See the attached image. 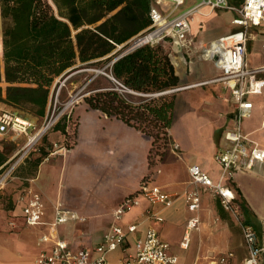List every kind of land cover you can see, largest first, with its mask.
<instances>
[{
  "label": "crops",
  "instance_id": "obj_1",
  "mask_svg": "<svg viewBox=\"0 0 264 264\" xmlns=\"http://www.w3.org/2000/svg\"><path fill=\"white\" fill-rule=\"evenodd\" d=\"M48 2L56 13L52 1ZM206 11L207 9L201 10L205 13ZM216 11H223L225 15L231 14V19L228 26L221 24L219 28L221 30L213 36H203L209 43L236 30L231 24L235 17L233 12L224 10L214 12ZM201 19L202 16L196 18V23ZM222 20L220 19V22ZM230 24L232 29L228 31ZM192 28L196 32L197 26L191 23L189 37ZM249 30L246 64L250 68L264 66V59L261 57L264 56L261 48L264 43V22L258 27H250ZM204 40L202 39L201 44L197 46L199 51L207 45ZM172 47L176 54L181 51L175 45ZM1 58L0 32V62ZM174 59L171 61L180 85L173 92L174 123L169 130L167 150L162 160L150 169L147 161L150 140L123 122L89 109L82 103L81 98L80 102L77 101L73 106L81 109L79 116H76L74 146L64 153L48 154L47 158L35 167L31 164L36 158L26 159L15 173L14 183L17 188L14 187L15 194L11 200L0 204V264L2 258L11 255L12 252L11 248H2L5 240L11 241L16 247L27 241L33 244L35 264H39L36 259L40 252H49L51 248L48 244H37L38 236L44 228L27 226L21 213V206L16 203L21 189L27 186L40 193L45 222L53 220L55 208L58 206L77 215L78 219L57 227L59 238L68 242L72 249L93 248L98 245L113 223L112 212L125 197L135 195L139 203L123 216L121 225L125 229L131 224H140L136 232L126 234L120 248L106 255V260L110 264H121L127 255L132 254L135 240L143 238L149 226L154 227L160 239L169 245L170 253L176 255L178 259L177 264H216L213 261L228 253L231 256L227 264H242L247 252L241 231L233 217L222 208L219 198L209 190L199 187L200 202L197 211L189 210L184 198L186 191L194 189L187 171L189 166H198L214 183L219 178L220 170L214 163L213 156L220 146L225 145L222 133L231 124L232 108L227 95H220L222 84L201 83L219 76L220 69L202 54L188 64L177 60L179 59L177 56ZM256 77L264 80V72ZM248 99L252 103V110L250 117L243 121L242 130L264 147V86L260 94L250 95ZM7 110L6 106L0 104V113L8 112ZM74 117L73 108L72 121ZM179 119L184 122L182 133L175 135L172 130ZM84 126L86 130H83ZM53 132L51 143L55 145L57 142H63L64 136L60 141L62 134ZM2 136L10 140L21 137ZM62 145L63 143L60 147ZM174 146H177L176 150ZM45 166L47 171L43 182H40L42 185H39L37 179L41 178ZM29 170L32 172L29 173ZM84 171H87L86 185L80 183ZM150 171H152L150 179L145 182L146 190L159 189L171 201L170 205L151 202L142 192H138L141 180ZM60 182L66 187L61 193L58 189L54 190L55 183L59 185ZM222 185L233 191L235 200L241 207L244 222L252 227L257 244L264 246V165L258 163L250 172H235L233 177L224 180ZM145 211H151L163 221L157 223L154 220L143 219L142 213ZM192 218H198L197 229L187 231L186 223ZM9 223H13V226ZM186 234L189 242L186 248H182L181 243ZM113 252H117L116 255H113L115 254ZM260 264H264V252L260 255Z\"/></svg>",
  "mask_w": 264,
  "mask_h": 264
},
{
  "label": "trees",
  "instance_id": "obj_2",
  "mask_svg": "<svg viewBox=\"0 0 264 264\" xmlns=\"http://www.w3.org/2000/svg\"><path fill=\"white\" fill-rule=\"evenodd\" d=\"M51 1L56 13L48 0H0V104L9 113L42 123L51 113L56 93L59 110L69 100L66 88L78 83V95L89 109L150 140L151 169L164 157L174 123L175 94L170 91L180 83L166 46L172 43L166 39L121 54L151 24L153 1ZM87 70L92 71L84 75ZM76 130L77 121L66 114L53 127L64 136L62 147L67 149L76 142ZM47 155L42 149L31 166ZM8 160L9 152L1 148L0 170Z\"/></svg>",
  "mask_w": 264,
  "mask_h": 264
},
{
  "label": "built area",
  "instance_id": "obj_3",
  "mask_svg": "<svg viewBox=\"0 0 264 264\" xmlns=\"http://www.w3.org/2000/svg\"><path fill=\"white\" fill-rule=\"evenodd\" d=\"M152 1L151 24L132 39V44L139 46L157 44L169 39L172 45L185 50L191 46L189 39L191 19L202 9L224 10L235 14L231 24L236 27V30L218 37L204 46L201 51L203 57L213 61L220 69L219 76L201 84H222L220 95H227L232 108L231 124L222 133L225 145L220 146L213 156V161L220 170L219 178L214 183L198 166H189L187 171L194 189L186 191L184 198L187 208L191 211H197L200 202L199 187L209 190L217 196L222 208L233 217L240 228L247 252L242 264H260V255L264 252V246L257 244L252 227L243 220L241 207L236 202L233 191L229 187L223 186L222 182L230 180L235 172H250L256 164L264 165V147L252 140L242 130L243 121L250 117L252 110V103L248 97L260 94L264 86V80L256 77L264 72V66L250 68L245 61L249 38L248 30L250 27H258L264 22V0ZM261 48L264 51V43ZM63 83L64 80L59 82L58 89ZM56 101L57 93L51 113L38 127L32 121L16 114L0 113V135L23 136L27 139L26 146L35 145L54 127L63 114H66L67 119H70L67 110L73 104V99L64 103L59 110L55 108ZM55 112H57L56 115H54ZM174 149L176 150L177 146H174ZM66 150L65 147H59L49 155L58 152L64 153ZM145 186V183L141 185L138 192H142L149 201L170 205L171 201L159 189L146 190ZM16 203L21 206V213L27 226H42L44 228V231L38 236L37 244L51 246L49 252H40L36 259L39 264H110L106 260V255L120 248L125 241L126 234L136 232L140 224H131L125 229L121 225L123 216L139 203L135 195H129L112 212L113 223L98 245L93 248L72 249L68 242L59 238L57 227L78 219L75 213L58 206L55 208L53 220L45 222L43 220L42 197L40 193L29 186L21 189L16 198ZM142 217L157 223L163 221L151 211H145L142 213ZM198 223V218L189 219L186 223L187 231L197 229ZM9 225L13 226V223H9ZM188 242V235L186 234L181 247L186 248ZM230 256V253L225 254L218 263L227 264ZM177 262L176 255L169 251V245L160 239L154 227L149 226L144 237L135 240L134 252L127 255L121 264H177Z\"/></svg>",
  "mask_w": 264,
  "mask_h": 264
},
{
  "label": "rangeland",
  "instance_id": "obj_4",
  "mask_svg": "<svg viewBox=\"0 0 264 264\" xmlns=\"http://www.w3.org/2000/svg\"><path fill=\"white\" fill-rule=\"evenodd\" d=\"M214 11L207 10L206 16H202V19L200 20L199 23L198 22L196 23L195 16L192 17L191 23L193 24V26L195 24V26H197V29H195L196 32L194 31L193 28L191 29V37H189V39L191 40V46H189L188 49L181 50L179 53L176 54L174 52L172 44L171 45L166 44V46L169 47L168 48L170 52L169 55L172 61L175 60L174 57L176 58V56L179 57V59L177 60H179L180 62H185L188 64L190 61H193L194 59L198 57L199 54H202V52L197 49V46L201 44L200 41L202 39H205L204 42L205 44L208 45L209 40L206 39L207 36H213L216 32L220 31L221 29L219 28H221V24L224 26L229 25L231 14L227 13L225 15V12L223 11H216V12ZM198 17L200 18L201 15L198 14ZM220 19H223V20L220 22ZM229 27H228V31L232 29L231 28L232 25ZM248 34H249L248 36H250V30H248ZM203 36H206V37L203 38ZM131 44L132 43L130 42L129 46ZM261 57L262 59H264V56H261ZM91 71L92 70H87L84 75L91 73ZM79 81L80 82L83 81V78H80ZM78 85H79L78 83H73L66 88V91H67L66 93H67V96L69 97V100L73 99V104L67 110V113H69L70 119H71V113L74 108L75 117L73 118V120H76V116H79L81 112V109L78 106L73 107L77 101L80 102L81 100V96L78 95L81 89L78 88ZM57 103H59L58 100L56 101V104ZM56 113L57 112H55L54 115H56ZM34 122L37 127L41 124L36 121ZM183 123L184 122L182 119H179L178 121H176L173 127V130H172L175 135H181ZM83 125L84 123L82 124V126ZM52 129H50L33 146L32 145L26 146V142H27L26 137H14L13 140H10L8 139V137L0 135V147L4 149L5 151L9 152V160L6 166L4 167V169L0 170V204H5L6 202H8V199L11 200L13 195L15 194L16 185L14 183L15 181L14 176H15V173L18 171V169L24 163L25 159H35L39 157L42 149L48 152L49 154L53 152L54 150H56L57 148H59L60 144L63 143V142L61 143L57 142L55 143V146H54V143H51V139L54 137V132L52 131ZM83 130H86V126H84ZM71 139L72 137L69 139V143L72 142ZM62 140H63V135L60 136V141ZM166 150H167V147L164 151V155L166 154ZM153 157L154 155H152V158ZM46 171H47V166L43 168L42 176L41 178H38L39 180L37 179V184L42 185L40 182L41 181L43 182L44 174L46 173ZM84 172L85 173H83L82 177L80 178V183L83 185H86L88 183L87 182V171H84ZM50 189L52 190L51 187ZM56 189H58L59 192L61 193L62 191L66 189V187L60 182L59 185L55 183L54 190ZM2 248L12 249V252L10 253L11 255H7V256L5 255L2 258L1 260L2 264H35L34 263L35 249H34L33 244H31L28 241L23 243L22 246L16 247L11 243V241L5 240ZM113 253H115L113 255H116L117 252H113ZM218 261H219V257L213 262H215L216 264H219Z\"/></svg>",
  "mask_w": 264,
  "mask_h": 264
},
{
  "label": "water",
  "instance_id": "obj_5",
  "mask_svg": "<svg viewBox=\"0 0 264 264\" xmlns=\"http://www.w3.org/2000/svg\"><path fill=\"white\" fill-rule=\"evenodd\" d=\"M138 46H139L138 44H132V45H130L129 47H127V49L124 52H122L121 55H123V54H125V53H127V52H129L131 50H133L134 48H136ZM95 72L97 73L98 71H95Z\"/></svg>",
  "mask_w": 264,
  "mask_h": 264
},
{
  "label": "bare ground",
  "instance_id": "obj_6",
  "mask_svg": "<svg viewBox=\"0 0 264 264\" xmlns=\"http://www.w3.org/2000/svg\"><path fill=\"white\" fill-rule=\"evenodd\" d=\"M211 13V12H210ZM198 14L201 15V16H206V13L205 12H198L195 16V18H198ZM194 20V19H193ZM205 46V45H204ZM208 48V47H207ZM264 123V122H263Z\"/></svg>",
  "mask_w": 264,
  "mask_h": 264
}]
</instances>
